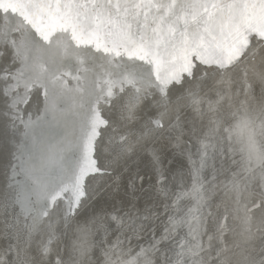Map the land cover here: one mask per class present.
<instances>
[{"label": "snow or ice", "instance_id": "snow-or-ice-1", "mask_svg": "<svg viewBox=\"0 0 264 264\" xmlns=\"http://www.w3.org/2000/svg\"><path fill=\"white\" fill-rule=\"evenodd\" d=\"M255 44L264 0H0V210L51 245L106 174L100 145L117 117L147 142L183 93Z\"/></svg>", "mask_w": 264, "mask_h": 264}, {"label": "bare ground", "instance_id": "bare-ground-1", "mask_svg": "<svg viewBox=\"0 0 264 264\" xmlns=\"http://www.w3.org/2000/svg\"><path fill=\"white\" fill-rule=\"evenodd\" d=\"M137 132L138 129L131 126L123 127L118 117L115 119L100 145L107 174L92 180L78 218L67 227L59 226L51 245H48V234L29 238L23 228L15 226L11 210H0V256L8 253L15 264H56L57 258L62 264H68L84 245L89 258L97 257V250L105 247L110 264L116 261L127 264L138 256L137 245L144 244L136 241L129 244L130 239L142 237L149 242L151 237L156 241L162 230H158L159 221L155 216L163 202L154 204L150 199L144 202L143 195L149 197V194L140 188L141 183L144 187H153L147 166L150 162L153 166V160L156 189L175 197L185 210L184 205L189 206V203L184 194L189 188L183 186L184 179L191 184L188 194L194 203L186 210L189 225H185L182 216L168 213L165 217L171 216L170 255L176 264L195 262L196 241L204 234V224L198 226L199 210L207 215L206 223L211 222L208 235L213 234L214 241L221 237L222 249L228 244L233 247L239 241L247 244V237L252 238L261 228L257 214L264 207V143L258 140L264 139V46L255 44L238 67L209 78L200 88H189L170 105L164 129L150 140L136 143ZM125 133L129 134V139L121 144L119 137ZM184 142H189L186 148L190 146L193 150L184 149L180 154V161L187 165L170 188L173 178L167 180L162 174L164 168L158 163V157L166 149L172 154L180 152L178 146H184ZM126 145L131 151L126 150ZM248 145L250 148L244 152L243 147ZM194 153H200L196 160ZM228 157L234 166L227 162ZM170 158L171 155L167 161ZM140 177L145 180L141 182ZM164 183L167 189H162ZM138 206L143 210L151 207L149 214L138 211ZM144 215L148 217L143 219ZM8 225L14 227L8 228ZM114 241L115 246L123 242L129 245L120 253L111 244ZM45 246L51 249L47 256L43 253ZM201 246L206 248L204 244Z\"/></svg>", "mask_w": 264, "mask_h": 264}, {"label": "water", "instance_id": "water-1", "mask_svg": "<svg viewBox=\"0 0 264 264\" xmlns=\"http://www.w3.org/2000/svg\"><path fill=\"white\" fill-rule=\"evenodd\" d=\"M225 133V132H224ZM232 135V134H231ZM237 137H235L236 139ZM224 139H226V136H224ZM234 139V138H233ZM261 142L264 143V139H258ZM257 140V141H258ZM189 142H184V146H178V149H181L180 152H175V154L172 157V153L169 152V149L164 150V152L158 157V163L161 165V167L164 168V171L162 174H165V178L172 179L173 181L171 183V187L174 184V180L176 179L177 175L180 172H183L185 170V165L183 164V160L180 161V154L183 153L184 149H191L193 150V147H188L186 148V145H188ZM250 148V145L244 146V152H247V150ZM201 149V148H200ZM223 150L226 152V147L223 145ZM229 153V150H227ZM200 153H194L195 155L194 159L196 160L198 158V155ZM171 155V158L169 161H167V158ZM234 154H230L232 157ZM254 155V153H253ZM249 156V155H248ZM247 156V157H248ZM231 157H228L227 162L231 164L232 166L235 165L233 162L230 161ZM251 157V156H249ZM248 157V159H250ZM253 158V157H251ZM155 161L153 160V166H155ZM147 166H149V170L151 171L150 174V180L152 181V188H149L148 186L144 187V183H141L140 188L143 189L142 192H146L149 194V197H146L143 195V201L147 202V200H152L153 203L160 201L161 203L163 202V206L160 209L159 213L155 216V220L159 221V226H163L166 231L168 232V236L166 237V241H162L159 244V247L156 248L152 247V240L150 239L149 242L147 240H144L142 237H138L135 239H130L129 244H131L133 241L136 242H142L144 244L139 243L138 253L140 255L134 256L136 259L133 262H139V264H173L176 261L173 260V255H170V250H171V242L169 239L173 236V230L170 229L171 225V216L168 217V219H165L166 215L168 213L173 214L175 217H184L183 222L185 223L186 226L189 225L188 223V215L186 213V210L188 207H192L194 200L193 198L188 194L190 191L191 184L187 181L185 178L183 181V186L188 187V191L184 194V197L187 195V202L189 203V206H185L186 210L182 207L181 205H178L179 202L175 200L176 198L173 196H169L168 193L161 194L159 189H156V178L152 176L153 173V166L152 162H150ZM156 171L157 168H154ZM107 174V172H106ZM187 178L189 177V174L186 176ZM145 179H143L144 181ZM254 183H258L257 181H253ZM156 189V190H155ZM162 189H167V183L163 184ZM174 190V189H173ZM174 201V202H173ZM136 203H138V200H136ZM154 207H157V205H153ZM151 207H146L144 210L142 208H137L138 211H144V213L147 215L149 214ZM182 210V211H181ZM198 226H201L204 224V234L201 236V238L197 239L196 243L197 245V252L195 254V260L199 264H264V207L261 210L259 214H257V219L260 222L259 226L261 228L257 231V233L252 237H247V244H242L243 242H238L235 246H231V244H228V247H225V250L222 249V240L221 237L216 239L214 241L213 234H211V237L208 235L209 233V227L208 225L211 223H206L208 221V217L205 214L204 210H199L198 212ZM148 216H143V219H146ZM137 222H135L136 224ZM215 226L218 225L217 223L214 224ZM131 226V225H130ZM158 230L160 227H157ZM129 230V226L127 228ZM161 236V232H159L158 240ZM217 236V235H216ZM230 239H233L234 237L229 236ZM126 241V238H124ZM165 240V239H164ZM86 241V240H85ZM169 241V242H168ZM168 242V243H167ZM114 248L118 249L119 252H124L126 250V244L123 242V244H117L115 246V241L112 242ZM150 244V245H149ZM189 244H192V240L189 242ZM201 244H204L206 248H203ZM194 245V244H193ZM200 248H203L200 250ZM80 254L78 253V250L76 253L73 255V257L68 261V264H110L109 263V257L107 255L108 250L103 247L101 250H97L98 256L93 258L87 257L88 255V250L84 245H81L79 247ZM135 251V252H136ZM136 255V254H135ZM194 260V261H195ZM117 264V261L114 263ZM176 264V263H175Z\"/></svg>", "mask_w": 264, "mask_h": 264}, {"label": "rangeland", "instance_id": "rangeland-1", "mask_svg": "<svg viewBox=\"0 0 264 264\" xmlns=\"http://www.w3.org/2000/svg\"><path fill=\"white\" fill-rule=\"evenodd\" d=\"M158 227H160L159 229H162L160 232H161V236H160V238L158 239V240H156V241H153L152 240V238L150 237V239L153 241L152 243H153V245H152V247H155L156 246V248H158L159 247V244L163 241H166V240H168V239H166V237L168 236V232L167 233H165L166 232V229L163 227V226H159V224H158ZM167 234V235H166ZM164 235V236H163ZM165 239V240H164ZM169 241H171V239H169ZM168 241V242H169ZM167 242V243H168ZM195 260V259H194ZM193 264H199L196 260H195V262L193 263Z\"/></svg>", "mask_w": 264, "mask_h": 264}]
</instances>
